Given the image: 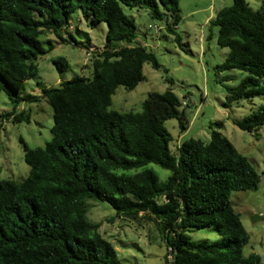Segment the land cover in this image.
Returning <instances> with one entry per match:
<instances>
[{
	"label": "trees",
	"instance_id": "1",
	"mask_svg": "<svg viewBox=\"0 0 264 264\" xmlns=\"http://www.w3.org/2000/svg\"><path fill=\"white\" fill-rule=\"evenodd\" d=\"M124 7L146 9L160 21L169 16L165 28L171 34L180 19L178 0H0V91L13 104L4 117L29 122V111L14 110L44 97L53 121L43 147L20 139L27 175L0 177V264H123L99 224L88 219L89 201L106 202L118 215L142 212L153 219L171 264H264L256 253L242 254L249 235L230 202L233 191L255 189L260 178L217 130L223 123L209 125L207 142L190 137L171 151L164 123L175 118L180 131L188 125L187 105L171 89L149 92L140 112L109 109L118 86L132 90L144 79L145 62L160 69L154 53L137 41ZM76 11L91 26L107 25L103 49L90 59L91 77L76 75L36 95L21 92L38 74L37 58L54 45L46 39L43 46L44 31L79 44L63 33ZM210 23L217 27V45L229 50L215 70L246 72L226 87L224 106L264 97V0L257 9L232 0ZM174 39L180 40L177 34ZM54 64L60 72L69 67L62 57ZM234 124L257 130L264 124V102ZM149 163L170 174L160 181L152 169L139 170ZM201 227H213L220 238L191 240L186 230Z\"/></svg>",
	"mask_w": 264,
	"mask_h": 264
},
{
	"label": "rangeland",
	"instance_id": "2",
	"mask_svg": "<svg viewBox=\"0 0 264 264\" xmlns=\"http://www.w3.org/2000/svg\"><path fill=\"white\" fill-rule=\"evenodd\" d=\"M252 9H257L261 0H246ZM232 0H178L180 19L174 26V34L165 28L164 20L150 17L146 9L124 7V12L136 24L137 40L152 51L160 65L154 69L145 62L142 67L144 79L132 90L118 86L112 95L109 109L119 112H140L147 94L152 91L164 92L171 89L184 106L187 129L180 131L177 119L166 120L164 126L172 136L169 143L175 151L178 143L190 137L207 142L210 136L209 125L220 121L219 129L234 147L247 157L259 175L260 181L255 189L233 191L230 202L239 213L243 227L249 235L248 242L242 247V254H258L264 258V124L257 130L246 132L239 129L234 121L242 119L264 102V97L250 100L242 98L225 107L226 87L236 86L246 72L233 69L216 71L228 54V48L217 45V27L210 20L222 7L231 5ZM71 25L65 29L79 44L72 41H59L52 32L44 31L39 39L47 47L46 39L53 41V47L45 55L37 58L38 74L26 80L21 92L39 94L41 87L57 86L61 80L79 75L91 77V60H86L85 50L80 44L86 43L96 50L92 57L103 48L107 25L97 22L91 26L80 11L72 14ZM158 27L155 29L154 27ZM178 35L179 42L174 36ZM62 57L69 67L60 72L54 60ZM228 77L227 79H223ZM167 79H171L172 83ZM13 107L7 94L0 91V177L20 180L28 173L29 166L23 159L20 139L30 148L43 147L51 138L52 107L46 98L21 103L13 113L28 112L29 122H13L4 113ZM12 112V111H11ZM215 127V126H213ZM149 168L164 181L169 171L149 163L139 170ZM87 217L99 224V233L116 249L123 264H165L168 249L159 233L155 221L142 212L136 217L118 215L106 202L89 201ZM255 217L256 219H253ZM193 241H215L220 238L213 227L189 228L186 230Z\"/></svg>",
	"mask_w": 264,
	"mask_h": 264
},
{
	"label": "built area",
	"instance_id": "3",
	"mask_svg": "<svg viewBox=\"0 0 264 264\" xmlns=\"http://www.w3.org/2000/svg\"><path fill=\"white\" fill-rule=\"evenodd\" d=\"M154 28L155 29H158V27H156V26ZM80 44L82 45V47L85 50V54H86V58H87L86 60L92 59L93 58L92 57V54L95 53L96 50H93V48L91 46H87V43H80ZM102 49L101 50H98L99 52H97V53L100 54V52L102 51ZM184 104H186V103H184ZM166 258H167V261H168L167 264H171L172 258H171L170 248H168V254L166 255Z\"/></svg>",
	"mask_w": 264,
	"mask_h": 264
},
{
	"label": "water",
	"instance_id": "4",
	"mask_svg": "<svg viewBox=\"0 0 264 264\" xmlns=\"http://www.w3.org/2000/svg\"><path fill=\"white\" fill-rule=\"evenodd\" d=\"M253 219H256L255 217H253Z\"/></svg>",
	"mask_w": 264,
	"mask_h": 264
},
{
	"label": "crops",
	"instance_id": "5",
	"mask_svg": "<svg viewBox=\"0 0 264 264\" xmlns=\"http://www.w3.org/2000/svg\"><path fill=\"white\" fill-rule=\"evenodd\" d=\"M137 41H139V39Z\"/></svg>",
	"mask_w": 264,
	"mask_h": 264
}]
</instances>
